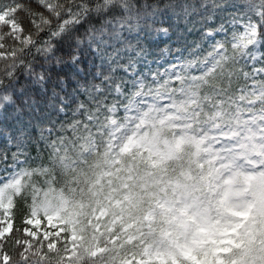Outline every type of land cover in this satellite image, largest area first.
I'll list each match as a JSON object with an SVG mask.
<instances>
[{"label":"snow or ice","instance_id":"6c2138e0","mask_svg":"<svg viewBox=\"0 0 264 264\" xmlns=\"http://www.w3.org/2000/svg\"><path fill=\"white\" fill-rule=\"evenodd\" d=\"M0 62V264H264V0H0Z\"/></svg>","mask_w":264,"mask_h":264},{"label":"trees","instance_id":"16d2710c","mask_svg":"<svg viewBox=\"0 0 264 264\" xmlns=\"http://www.w3.org/2000/svg\"><path fill=\"white\" fill-rule=\"evenodd\" d=\"M5 31H7V29H5ZM5 45H6V47H12L13 46L11 40H6L5 41ZM0 67H2V62H0ZM10 215H12V217H13L12 222H13L14 229H19L20 230V233H18L17 236L21 235L22 234V230H23V215H22L21 209L20 208L14 209V212L10 213ZM74 219H75V217H74ZM79 220H80V222H83L84 221L83 216H80ZM246 223L248 224V226L250 228L256 226V224L253 221H251V220L246 221ZM242 228H243V225H242ZM260 229L264 230V223L260 224ZM84 235H85V241H84L85 246H92V245H94L96 243L92 239L90 231L87 232V233H84ZM17 236H13L12 239L17 238ZM6 250L9 251L10 253H12L13 245L7 244L6 245ZM119 251H120L121 255L131 256L134 253H137L139 251V249L133 248L131 246H126L125 248L120 249ZM81 252H83V248L81 249ZM13 255H14V253H13ZM95 264H111L110 254L109 255H105L103 258L98 257L96 259Z\"/></svg>","mask_w":264,"mask_h":264},{"label":"rangeland","instance_id":"374dc122","mask_svg":"<svg viewBox=\"0 0 264 264\" xmlns=\"http://www.w3.org/2000/svg\"><path fill=\"white\" fill-rule=\"evenodd\" d=\"M41 231H43V227L41 228Z\"/></svg>","mask_w":264,"mask_h":264}]
</instances>
